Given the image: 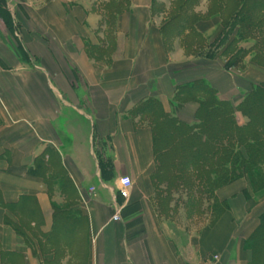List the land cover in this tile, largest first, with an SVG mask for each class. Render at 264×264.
I'll return each mask as SVG.
<instances>
[{"label": "crops", "instance_id": "0c3cea01", "mask_svg": "<svg viewBox=\"0 0 264 264\" xmlns=\"http://www.w3.org/2000/svg\"><path fill=\"white\" fill-rule=\"evenodd\" d=\"M119 4L0 0V264H200L211 255L219 264H250L244 245L264 197L236 181L216 192L228 207L213 225L175 233L170 226L201 224L208 200L199 201L192 179L167 184L150 123L135 112L155 100L191 125L197 107H175L179 86L203 80L235 105L264 82V68L249 62L238 73L178 45L167 50L164 11L151 0H128L107 23V10ZM195 29L213 39L220 21ZM123 176L132 182L127 199L117 195ZM12 205L34 216L11 213Z\"/></svg>", "mask_w": 264, "mask_h": 264}, {"label": "trees", "instance_id": "16d2710c", "mask_svg": "<svg viewBox=\"0 0 264 264\" xmlns=\"http://www.w3.org/2000/svg\"><path fill=\"white\" fill-rule=\"evenodd\" d=\"M117 1L120 4L116 8L107 10V23H111L114 13L126 10L124 4L127 5L128 0ZM155 1L151 0L153 10L166 13L164 5L158 7ZM169 1L168 18L160 25L167 50L179 42L189 56L213 61L222 48L219 56L225 61V70L241 72L248 56L251 63L264 68V0H207L203 15L195 12L201 0ZM212 18L219 19L221 31L209 41L196 31L195 25ZM242 42H251V48L239 47ZM89 55L93 56L92 49ZM173 101L176 108L188 103L196 105L193 124L181 122L174 112L165 113L155 100H148L135 112V115L146 116L150 123L155 160L159 171L167 174L164 177L167 184L186 185L192 179L193 186L196 181L199 201L205 197L213 200L211 208L209 206L213 219L210 225L228 207L216 197L221 188L244 179L253 196L263 198L264 82L252 85L235 105L220 98L203 80L179 86ZM237 115L245 122L239 123ZM190 171L191 178L186 174ZM61 179L69 184L67 179ZM28 201V198L21 199L23 203ZM19 205L9 207L11 213L19 212ZM22 215L33 217L34 211L28 210ZM7 225L21 235L20 227L8 220ZM244 246L252 253L250 264H264V213Z\"/></svg>", "mask_w": 264, "mask_h": 264}, {"label": "rangeland", "instance_id": "374dc122", "mask_svg": "<svg viewBox=\"0 0 264 264\" xmlns=\"http://www.w3.org/2000/svg\"><path fill=\"white\" fill-rule=\"evenodd\" d=\"M156 2V1H155ZM166 2L167 3H163V4H161V3H156L157 4V6L159 7L160 5H164V7H166V10L168 11V9H170V4H171V2L169 1V0H166ZM206 8H207V0H201V2H200V4L198 5V7L195 9V12L197 13V14H204L205 12H206ZM167 11H166V14H164L163 16H159L158 18H159V23H163V21L166 19V18H168V16H167ZM204 38H206L207 40L209 39V41H212L213 39H211V38H209V37H205L204 36ZM176 43V42H175ZM175 43H173V45H171V48L170 49H172V48H174V46L175 45H178L181 49H183L182 48V46H180V44H179V42H177V44H175ZM207 44V43H206ZM205 44V45H206ZM251 46H252V43L251 42H242V43H240L239 44V47H241V48H244V49H249V48H251ZM222 49V48H221ZM221 49H219V51H218V53H217V57H216V59H219V60H217L216 62H218L219 63V61H220V63H223V65H224V59H222L220 56H219V54H220V52H221ZM184 50V53L186 54V55H188L187 54V50L185 51V49H183ZM192 57V56H191ZM250 56H248V58H246L245 59V63H244V67H246V65L250 62L249 60H250V58H249ZM194 59L196 60V57H194ZM197 59H202V58H197ZM245 69V68H244ZM234 71V70H233ZM243 71V70H242ZM241 71V72H242ZM235 72H238L239 73V71H235ZM237 118H238V122L239 123H244L245 122V119H243L240 115H237ZM199 197H201V195H199ZM204 199V198H203ZM202 199V200H203ZM201 201V200H200ZM209 206H210V204H209V201H208V209L206 210V205H204L203 206V211H202V213L200 214L199 213V217H202L203 219H202V223L201 224H198V225H196V226H170V227H172V228H174V230H175V228H176V231H175V233H177V234H179L181 231H179L178 230V228L180 227V228H182L183 230H187L188 231V229H191L192 230V232L194 233V232H196V233H198L199 231H200V229L202 228V227H204L205 225H210L211 224V222H212V215H211V211H210V208H209ZM185 230V231H186ZM184 232V231H183Z\"/></svg>", "mask_w": 264, "mask_h": 264}, {"label": "built area", "instance_id": "2783aa9c", "mask_svg": "<svg viewBox=\"0 0 264 264\" xmlns=\"http://www.w3.org/2000/svg\"><path fill=\"white\" fill-rule=\"evenodd\" d=\"M132 187L131 179L127 176H123L118 179V186H117V195L123 199H127L129 196V192ZM93 191V190H91ZM116 212L112 217V222L118 223L120 222V209L118 207L115 208ZM200 264H219V257L217 255H211L206 258Z\"/></svg>", "mask_w": 264, "mask_h": 264}]
</instances>
